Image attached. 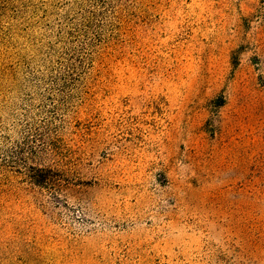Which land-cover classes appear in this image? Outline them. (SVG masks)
Wrapping results in <instances>:
<instances>
[{"label": "rangeland", "instance_id": "rangeland-1", "mask_svg": "<svg viewBox=\"0 0 264 264\" xmlns=\"http://www.w3.org/2000/svg\"><path fill=\"white\" fill-rule=\"evenodd\" d=\"M0 264H264V0H0Z\"/></svg>", "mask_w": 264, "mask_h": 264}, {"label": "trees", "instance_id": "trees-1", "mask_svg": "<svg viewBox=\"0 0 264 264\" xmlns=\"http://www.w3.org/2000/svg\"><path fill=\"white\" fill-rule=\"evenodd\" d=\"M37 181V180H36Z\"/></svg>", "mask_w": 264, "mask_h": 264}]
</instances>
